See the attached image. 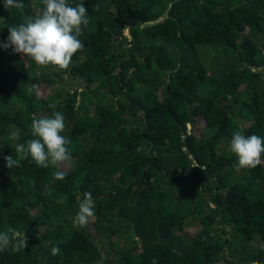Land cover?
<instances>
[{
  "label": "trees",
  "instance_id": "1",
  "mask_svg": "<svg viewBox=\"0 0 264 264\" xmlns=\"http://www.w3.org/2000/svg\"><path fill=\"white\" fill-rule=\"evenodd\" d=\"M82 2L67 69L0 48V232L28 244L0 264H264V154L242 169L228 150L236 131L264 137V0ZM23 3L0 0V43L44 7ZM57 111L70 160L7 168L31 118Z\"/></svg>",
  "mask_w": 264,
  "mask_h": 264
},
{
  "label": "clouds",
  "instance_id": "2",
  "mask_svg": "<svg viewBox=\"0 0 264 264\" xmlns=\"http://www.w3.org/2000/svg\"><path fill=\"white\" fill-rule=\"evenodd\" d=\"M43 8L38 16L26 23L6 25L8 36L0 48H11L13 53L30 57L38 66H55L58 69H67L72 57L82 50L84 45L79 38L82 35V25H87V9L82 0L71 6L68 0H42ZM5 9H23V0H4ZM0 24L4 18L0 17ZM31 91V89H30ZM65 117L57 111L51 116L31 118L30 130L34 137L24 143L15 144L16 158L13 155L4 157L6 167L13 169L19 167L21 161L28 160L37 167L47 168L49 165L59 167L70 160V149L66 147L71 143L69 137L62 135L65 131ZM11 139L19 141V131L11 133ZM228 150L237 158L238 166L242 169H253L261 163L264 154V137L256 134L244 135L236 131L231 137ZM57 180L65 179L63 171H56ZM95 203L91 191L83 193L79 204V211L75 217L74 225L83 227L89 222L94 213ZM10 246L14 251L20 252L28 247L25 232L15 229L10 232H0V252ZM52 255L60 251L54 247ZM153 264L156 261L153 260Z\"/></svg>",
  "mask_w": 264,
  "mask_h": 264
},
{
  "label": "rangeland",
  "instance_id": "3",
  "mask_svg": "<svg viewBox=\"0 0 264 264\" xmlns=\"http://www.w3.org/2000/svg\"><path fill=\"white\" fill-rule=\"evenodd\" d=\"M127 35H128V33L127 32H125ZM125 238H124V236L122 235V236H118L117 237V241L118 242H120V241H123ZM255 264V263H254Z\"/></svg>",
  "mask_w": 264,
  "mask_h": 264
}]
</instances>
